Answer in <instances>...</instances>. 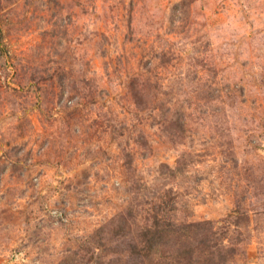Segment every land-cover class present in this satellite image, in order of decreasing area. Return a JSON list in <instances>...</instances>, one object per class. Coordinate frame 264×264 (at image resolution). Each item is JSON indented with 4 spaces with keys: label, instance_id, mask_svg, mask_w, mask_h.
<instances>
[{
    "label": "rangeland",
    "instance_id": "1",
    "mask_svg": "<svg viewBox=\"0 0 264 264\" xmlns=\"http://www.w3.org/2000/svg\"><path fill=\"white\" fill-rule=\"evenodd\" d=\"M0 264H264V0H0Z\"/></svg>",
    "mask_w": 264,
    "mask_h": 264
}]
</instances>
